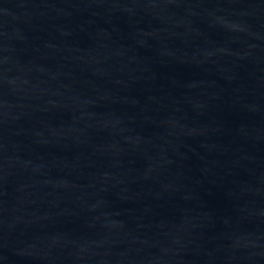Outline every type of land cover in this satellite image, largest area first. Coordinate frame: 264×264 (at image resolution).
I'll return each mask as SVG.
<instances>
[{
  "label": "water",
  "instance_id": "95a60500",
  "mask_svg": "<svg viewBox=\"0 0 264 264\" xmlns=\"http://www.w3.org/2000/svg\"><path fill=\"white\" fill-rule=\"evenodd\" d=\"M0 264H264V0H0Z\"/></svg>",
  "mask_w": 264,
  "mask_h": 264
}]
</instances>
